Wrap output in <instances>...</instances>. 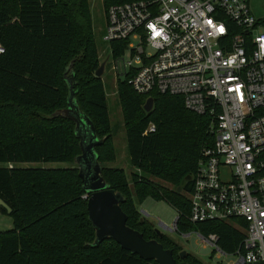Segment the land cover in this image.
Returning a JSON list of instances; mask_svg holds the SVG:
<instances>
[{"label":"trees","instance_id":"obj_1","mask_svg":"<svg viewBox=\"0 0 264 264\" xmlns=\"http://www.w3.org/2000/svg\"><path fill=\"white\" fill-rule=\"evenodd\" d=\"M128 1L133 0H104L107 9ZM90 19L88 0H0V198L12 212L2 205L0 211L13 219L12 228L0 231V264H157L111 238L92 245L96 233L89 220V194L75 162L81 153L75 123L52 116L67 106V78H73L81 111L92 119L99 137L108 136L96 147L101 164L116 158L106 88L96 75ZM128 43L111 42L113 57L121 56ZM130 77L118 79L117 92L130 164L139 172H131L130 184L122 167L102 171L126 197L121 206L127 224L172 249L178 262L206 264L189 253L181 258L175 245L165 243H174L172 239L141 221L134 197L139 203L149 197L165 200L178 212V233H216L221 249L235 252L245 232L227 221L192 223L188 193L193 182L178 190L187 175L195 174L202 148L212 144L210 114L188 109L180 94L138 93ZM149 97L154 102L146 111ZM151 123L156 130L146 133ZM45 162L69 164L46 167Z\"/></svg>","mask_w":264,"mask_h":264},{"label":"built area","instance_id":"obj_2","mask_svg":"<svg viewBox=\"0 0 264 264\" xmlns=\"http://www.w3.org/2000/svg\"><path fill=\"white\" fill-rule=\"evenodd\" d=\"M106 14L105 41L129 42L123 75L135 91L180 94L188 109L211 116L188 217L230 222L245 237L227 253L216 233H194L219 255H235L232 264H264V24L251 0H133ZM155 130L151 123L146 133Z\"/></svg>","mask_w":264,"mask_h":264},{"label":"water","instance_id":"obj_3","mask_svg":"<svg viewBox=\"0 0 264 264\" xmlns=\"http://www.w3.org/2000/svg\"><path fill=\"white\" fill-rule=\"evenodd\" d=\"M102 63L96 75L101 77L104 69ZM70 69V67H68ZM69 83V94L67 106L59 108L53 113V117L62 116L75 123V135L79 139L81 153L76 156L75 162L79 168V175L83 180V187L88 196V212L96 238L93 246H99L106 239H114L122 248L138 254L145 260H155L157 264H190L186 261L178 262L174 257L172 249H167L157 239H146L139 230L127 224L128 215L122 209L121 204L126 197L120 191L115 190L104 178L103 166L99 160L96 150L98 145L105 142L108 136L99 137L92 119L81 111L75 98L73 78H67ZM153 98L149 97L145 103V110L150 111L153 106ZM192 180V175H187L178 186L181 191L187 182ZM0 205L4 206L9 213L12 208L0 198ZM178 216L175 219V224ZM165 228L173 231L171 227L164 225ZM157 233L164 234L158 228ZM187 255V251L180 252L181 258ZM258 264V263H254Z\"/></svg>","mask_w":264,"mask_h":264},{"label":"rangeland","instance_id":"obj_4","mask_svg":"<svg viewBox=\"0 0 264 264\" xmlns=\"http://www.w3.org/2000/svg\"><path fill=\"white\" fill-rule=\"evenodd\" d=\"M88 1L90 6L91 26L97 44L98 65L100 67L102 63H105L101 78L103 79L106 88V95L111 119V134L116 149V158L114 160L103 161L102 166L122 167L128 175L130 184H132L131 172H139V170L137 168H133L130 164L123 112L117 92L118 79L124 78V60H130L131 56L129 52H126L117 60L113 57L111 45L104 39L107 20V5L105 4L104 0ZM251 9L255 17L257 19H261L264 24V0H251ZM260 29L264 31V25H261ZM114 63L118 65L119 71H116L113 68ZM65 164L67 165L69 163H42V165L46 167H56ZM134 199L136 201V206L141 213V221H145L150 224L154 230L158 228L161 232L164 233L163 235L172 239L174 243L169 242L168 239L165 240V243L168 246L175 245L178 252L186 250L187 253L198 257L206 264H232L237 259L235 255H219L218 251L214 248L213 245L209 243L203 244L201 237L197 236L194 231L178 233L174 223L176 217L178 216V212L167 201H158L149 197L146 198L143 202L139 203L136 197H134ZM8 221H10L9 224ZM164 225L171 227L173 231L165 228ZM12 227V218L6 214L3 215L2 220L0 218V231H5Z\"/></svg>","mask_w":264,"mask_h":264},{"label":"crops","instance_id":"obj_5","mask_svg":"<svg viewBox=\"0 0 264 264\" xmlns=\"http://www.w3.org/2000/svg\"><path fill=\"white\" fill-rule=\"evenodd\" d=\"M0 215H1L0 218H1V220H2V216L5 215V213H3V212L0 211ZM6 215L10 216L9 214H6ZM10 217H11V216H10ZM11 218H12V217H11ZM9 222H10V221H8V224H9ZM12 222H13V219H12Z\"/></svg>","mask_w":264,"mask_h":264},{"label":"snow or ice","instance_id":"obj_6","mask_svg":"<svg viewBox=\"0 0 264 264\" xmlns=\"http://www.w3.org/2000/svg\"><path fill=\"white\" fill-rule=\"evenodd\" d=\"M221 32H223V28L221 27L220 29H219Z\"/></svg>","mask_w":264,"mask_h":264}]
</instances>
